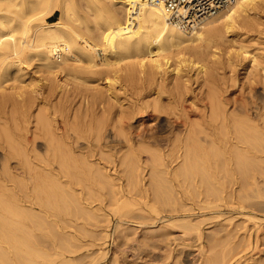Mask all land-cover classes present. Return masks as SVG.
<instances>
[{"label": "bare ground", "instance_id": "1", "mask_svg": "<svg viewBox=\"0 0 264 264\" xmlns=\"http://www.w3.org/2000/svg\"><path fill=\"white\" fill-rule=\"evenodd\" d=\"M70 1L69 0L68 1L67 0H0V148L2 147L3 150L5 149V154H4L5 156H4V158L2 157L5 161H3V162H6L7 164H9L13 160H18L21 171H23V173H24L23 174L24 178H22L23 183L20 182V179L17 180L15 178L8 177V175H7L8 178H5V176L3 177V175H2V178L0 177V264H33L34 260H33V262H31L32 257H34V256L37 257V255H39L42 252V251H40L42 249H40V248L38 249L35 247V245H37L36 243L37 242L38 243L40 242L39 244L44 243L42 241H44V236H46V235L48 237L49 236L55 237L54 233L56 230H54L50 227L51 225L59 226V223L56 219H51V216H52L51 211H54V209L56 210V213L58 211L59 214L61 212H64L62 214V216L64 215L63 217H65V213L69 212L70 210L72 211V209L73 210L75 209V211L79 212V214H80V212L87 211V207H84L86 209H83V211H81L82 209H80V207L82 205L86 206V204L84 202H87L88 200L86 198L87 201L84 200V202H83L82 199H84V198H81V196H84V195L79 196L78 194L80 192H77V189H76V183H78V178L76 177L77 175L75 174V172L77 173L78 167H79L78 169H81L80 165H78V164L82 163V161H81L82 159L80 160L81 161L80 162L79 159H76V158L74 159V157H70V156L66 155L64 153L62 147H61L63 145V143L61 145H57V146L55 144V142L57 140V139L55 140V138H57L58 136L54 137V138H50L51 136L48 135L49 133L50 134L52 133V135H53V131L50 132V129L53 128L51 122H54V120L56 121V119L51 121V119H49L47 114H46V113H48V115H49V112L47 111V109L45 110L47 112H45V113H44V111L42 112L41 111L42 107H39V108H41L39 110V111H41V113H38L35 116H33V118L36 117L35 120H36V124H37L36 127L34 126V128L38 129L37 131H39V132L41 131V134L44 135L43 137L47 136L49 138V141L47 143L48 145L45 146V149H46V151L44 153V157L46 160L45 163H43L44 161H42V163H41L40 162L41 160L39 161L40 163H38V158L35 155V157L37 158L38 164L37 163L34 164L33 162H31L29 160V158H28L29 156L26 154V151L23 147L24 144L22 145V141H24L25 139L21 141V137L18 136L19 135L18 131L15 130L16 125L19 124L16 122L18 119L17 120L15 119V118H17V116H16L17 113H15L17 111L16 109H18V112H20L19 110H21L22 113H24V112L27 113L29 108L32 106V104H31L33 102L32 97H34L35 95H38L37 93H40L42 90L46 91L48 95L53 94L54 92H56L58 90H61V92H59L61 98L66 96L67 99L71 98V97L75 99V97L76 96L78 97L79 94L77 93L78 90L76 88L74 89V92L72 94L70 93V89L72 88V90H73V88H74L73 86L71 87L70 84L68 83V81L69 80L71 81V79L75 80L74 82L75 83L77 82V84H79V86L82 88H83L82 84H85L86 86L87 85L89 86L91 84L90 86H92L93 84L96 83V86H97V82H99L100 80H103V82L105 81L108 83L107 87H105L106 91L104 90L105 93L109 94L112 98L117 99L118 94H116L117 88L115 87V85L119 84L120 83L119 81L122 80L121 79L122 76H120L119 73L124 72L126 78H128V79H133L134 77H140V78H143L145 81H148V82H159L160 79H162L163 81H165V80L167 81L170 78L173 81L175 79L176 81L180 82L181 79L185 78L187 70L188 71L194 70L196 76H199L201 74H204V76H207V73H206L207 68H205L206 64H205V66L199 65L198 62L192 60V58H191L192 54L196 55V53L202 51L203 49H213V48L217 49L216 45H217L218 41L220 39L221 40L225 39V38L228 39L227 37L229 35H231L232 41L236 42V39L241 36V30H243L246 26H248L252 23L250 20H248V18L250 15H257V13H258L257 10L261 6V2L263 0H233V2L227 8L222 10L218 15L206 20L202 24V26L198 30L194 31L193 33L184 32V31L180 30L178 27L170 24L165 18L163 8H162V4L156 3L155 0H87L90 11L94 12V19H91L92 21L91 20L88 21L87 18L79 16L80 14H77L76 10L73 8ZM107 1L110 2L109 5L107 4L108 3ZM67 2H69L71 6L69 4L67 5ZM56 3L62 5L64 18H66L68 22H69V20H72V22L74 23V21H79L80 18H84L83 21H85V20L87 21V22L85 21L87 25L84 23L86 26L85 28L87 30L86 33L88 32L91 34L93 32H97V35H94V37L96 36L95 37L96 39H91L89 37L90 34L88 35V33H87L88 37L85 36L84 34L83 35L80 34L79 32H77V30L71 24L67 23L66 21L57 22L55 24L49 23L48 19L50 18V16H47V14L50 11V9H52L51 8L52 5L56 4ZM118 4H121V6L124 7V9H125L124 10L125 16L123 18H121L116 13V10L114 9V7ZM58 8H59V6H58ZM80 20H82V19H80ZM78 23H80V21ZM82 33H83V31H82ZM91 37H92V35H91ZM94 37H92V38H94ZM81 41L83 42V45L80 43ZM172 48L178 49L176 55L171 54ZM236 50H237V48H236ZM98 51H101L103 53V57L102 56H101V58L99 57ZM236 55L238 57H241V59L242 58H244V59H247V58L250 59L251 58L250 61L253 65L255 63H257V59H256L257 57L255 55L251 54L250 51L248 49H246V47L243 44L240 45V49L237 51ZM212 56L214 58H216L218 56V54H216L214 52ZM173 58H176V60H174ZM217 58H219V56ZM216 60H218V59H216ZM33 63L36 64L38 71L41 73V76H39L37 78L31 76L32 74L31 75L29 74L30 71L28 72L30 66ZM203 64H204V62H203ZM98 69L99 70L103 69V72L101 70L99 71ZM100 72L105 74L104 75L105 78H103L102 74H101L102 79L96 77V74H99ZM207 72H208V70H207ZM110 73H112L111 77L109 76ZM263 74H264V70H263ZM60 76H62L64 78V80L59 79ZM166 76H167V78H166ZM69 78H71V79H69ZM204 80L206 81V78ZM71 82H73V81H71ZM86 86H85V88H86ZM120 86H122V85H120ZM175 86H176V84H175ZM177 87H178V84H177ZM91 88H92V90H90V92L92 91L91 93L88 92L87 88L85 89V90H87L86 93L88 92L89 95L90 94L92 95V97H91V95L90 96L86 95V97H85V99L88 100V105L91 102L94 103V101L101 99L103 97V95L106 96V94H104V92L102 95V91H101L102 89L93 91V88H94L93 86L88 87V89H91ZM97 89H99V88H97ZM72 90H71V92H72ZM215 90L213 89L212 90L213 92L209 91V93L206 95V98H204V103L202 105V107H204V111H203L204 112V121H203V123L199 121L200 122V123L198 122L199 124H192L188 119L189 113L185 112V111L183 112V110H184V109H182L183 106H182V108H180V106H179L182 113H184L183 116L176 114L175 117H172L169 119H166V117L164 115H162L163 113L167 112L168 108H164L165 106L163 107L162 105H156V104H154V105L152 104L153 106L150 104L149 105H147V104L141 105V107L138 106L139 108L136 107L135 111L129 112L130 115L127 113V115H128L127 117L130 120L134 119L136 117V115L142 116L140 121H143V119L145 117L150 119L153 122V128H151V131L153 129H157L159 127L164 126V124H166V123H169V127L171 129L181 126V128L182 127L186 128V130L188 131V134L186 137L178 138L174 141V143L173 142L171 143V144H173V146L170 150V153H168L167 155L161 154V152H158V153L152 152L153 150L150 151V149H148V148H146L147 150H144V149L140 150L139 149L141 151L140 152L141 154L143 152H146V153L149 152L152 155V157L155 158V160H156L155 162H157L155 165H158L159 163H161V164L165 163L164 161L167 158L175 159V160H179V159L183 160L182 161L183 165L181 167L182 169L179 167L181 170H177V171H179V173L177 171H175L174 169H172L171 167H168V165L166 166L165 164H163V165L167 167L166 169H164L163 167H162L163 169H161L160 166H162V165L159 164L160 166L157 167V168L161 169V170L158 169L159 171L156 170L155 166H151L152 168L153 167L155 168V172L158 171L155 174L153 172L152 174L154 175L153 176L154 178L153 177H151V178H153V179H156V178L159 179L160 178V180L163 179V183H161L163 185L165 180H167V181L173 180L174 181V178H175L177 181V179L181 176L184 177V182H185L186 178L189 179V181H191V179L193 178L192 175H195V176H197V179H199V181L204 182V183L206 181V183H207V179H209V178L214 179L216 181H219L224 176L226 177L229 175V176L233 177L234 175H236L238 173L243 178L254 179L255 176L259 173L258 172V166H259L258 165V163H259L258 159L262 158V157L264 158V147L262 148V141L264 140V106H260V104L258 102V98L251 100V104H240L239 106L241 109L239 108V110H241L244 113L245 118L243 116H241L242 114H238L241 116L242 119H240L239 118L240 116H239L238 117L239 120L236 119V122L234 123V121H235V119L233 121L234 117L232 118V114L229 115L230 112H228L226 109V106L230 103V101H228L224 97L222 98V96L217 94L218 91H215ZM250 90H252V91L256 90V86H251ZM81 91H82V89H81ZM83 91H84V89H83ZM83 91H82V93H85V91L84 92ZM252 91H250V92H252ZM42 93L43 92H41V94ZM109 95H107V96H109ZM52 96L53 95H51V97ZM80 97H83V94ZM109 97H107L106 99H108ZM89 98L91 99V102H90ZM114 99H112V100H114ZM180 100H181V98H180ZM84 102H86V101L84 100ZM42 104L43 103H41V106H42ZM44 105H45V103H44ZM91 105H90V107H91ZM178 105H180V103ZM249 105H251V106L253 105L252 107H255L258 111L257 112L258 120L256 122H255V120L252 119L253 113L250 112L251 107ZM263 105H264V103H263ZM10 106H13L16 108L14 110L15 112L6 113L5 111L7 109L10 111ZM101 106H103V105H101ZM45 107H46V105H45ZM39 108H37V109H39ZM171 108H173V107H171ZM174 108H173L174 111H173V109H171V113H172V111H173V113H175V112L178 113L180 111L177 107H174ZM56 109H57V107H56ZM89 109L90 108H87V110H89ZM109 109H111L110 106H109ZM109 109H105V112L108 113ZM165 109H166V111H165ZM176 109H178L179 111L178 110L176 111ZM233 111H235V109ZM52 112H55V111H52ZM56 112H58V110H56ZM110 112H112V111L110 110ZM28 113H29V111H28ZM30 113H32V112H30ZM179 113H181V112H179ZM231 113H232V111H231ZM167 114H169V113H167ZM201 115H203V114H201ZM14 116H16V117H14ZM105 117L103 119H105ZM128 118H127V120H129ZM231 119H232V121L234 123V127L236 129L235 137L231 136V137H229V139H222L220 137L219 133H216V131L218 130L219 126L222 124L228 125L229 122L231 121ZM20 120L23 121L22 118ZM190 120H191V118H190ZM118 121L120 122V120H118ZM107 122L108 121H103V122H101L102 123L101 125H100V123H98L100 125L98 128L101 127L100 128L101 132L103 130L104 131L107 130L106 125H105ZM122 122L123 123L120 122V124L123 125L125 123V121H122ZM128 124L130 125L129 122H127V125ZM203 125H204V127H203ZM196 126H198L200 129ZM201 127H203L204 129ZM223 127H225V126H223ZM113 128H114V125H113ZM16 129L19 130L20 128L18 127ZM54 129H56V127ZM207 129L210 130V132H208ZM100 130L97 131V139H99V136L101 134ZM122 130L121 131L119 130V134H117V135L119 137L120 136L124 137V140L128 144L129 149L132 153H130V155H127V154L125 156L123 155L124 157H121L122 159L120 158L121 159L120 161L122 162V160H123L124 162H126L124 164L130 163L131 165H133L132 159L134 160L136 157L134 155H133L134 157L132 159H131V157H132V154H135L134 150H136L137 148H135V146H133V143H130V140H129L130 138L126 137L127 136L126 134L121 135V134H124L123 133L124 131L122 132ZM221 130H223V129H221ZM149 132H150V130L145 134L148 135ZM211 132H213V133L211 134ZM203 133H204L205 143L202 146V145H200V139H201L200 134H203ZM145 134H143V136ZM32 135H34V133ZM38 135H39V133H37V136ZM176 135H175V137H177ZM35 138L32 139V143H34L36 141ZM77 138H79V137H77ZM202 138H203V136H202ZM38 139H40V138L38 137ZM88 140H89V138H88ZM59 141H60V139H59ZM46 142H47V140H46ZM70 144H71V142H70ZM74 145H75V142H74ZM64 147H65V145H64ZM131 149H133V151ZM34 150H36V149L34 148ZM181 150L183 152L180 154ZM35 153H36V151H35ZM75 154L77 155V153H75ZM137 154H139V151L137 152ZM0 155H1V153H0ZM37 155H38V153H37ZM41 156H42V154H41ZM38 157L41 158L40 154ZM81 157L83 159L85 158L82 155H81ZM87 157H89V156H87ZM116 157H118V156H116ZM137 157L140 158L139 155ZM77 158H80V157H77ZM100 158H101V156H100ZM138 158H137V160H139ZM221 158L222 159L225 158L224 160H222L223 161L222 163H224V161L227 162L228 167H226V163H224V164L220 163ZM128 161H130V162L127 163ZM171 161H169V162H171ZM261 161L262 160H260V162ZM121 162H120V164L123 163V162L122 163ZM139 163H140V161H139ZM152 163L154 164L153 161H152ZM56 164L59 165V169H57L58 171H56V168H55ZM171 164H172V162L170 163L169 166H171ZM90 165H91V167H93L94 164L93 165L90 164ZM90 165H89V167H90ZM117 165H119V164H117ZM137 166H138V164L136 165V167ZM81 167H83V166H81ZM86 167H87V165H86ZM91 167H90V169L92 170L93 168H91ZM233 167H235V168H233ZM100 168H101V166H100ZM130 168H131V166H130ZM133 168L137 169L135 167H133ZM83 169H84V167H83ZM105 169H106V167L103 170L105 171ZM107 169H108V167H107ZM113 169H114L113 172H110L111 170L109 172L106 170V173H105L106 174L105 176L108 177L107 179H109L106 182L111 184L110 185L111 188L113 187V189H112L113 195L111 194L113 200H111V203L109 205H112V206H110V210H111V207H113L114 213L112 212V215L114 216V214H115L117 216V218H116L117 222H116L115 230L118 231L119 236L124 232L123 234L125 237H123V236H121V237L126 238L125 241L127 244H128V242H130V240L133 241V236L136 234V231L140 226L141 227L142 226L148 227V225H152V226L156 225L157 226L158 221L166 222L164 225H162V227H160L161 230L168 227V226L172 227V225H173L174 229L176 227H179V229H182V231L184 232L183 234H185V235L189 234V232H191V231L195 232V234L193 233L194 235H192L191 237L189 236V238L187 235L186 236L187 239H190V238L192 239L193 236L197 237L198 241H200L202 239V236H204V235L202 232L201 225H203V223H205V221L206 222L210 221V219L206 218V216L209 215L210 213H213V212L216 213V211H213V209H215L216 206L218 208V204H216V202H218V201L214 200L215 201L214 202L213 201L214 198L213 199L210 198V197L216 198V195L213 196V195H211V193H209L211 191L210 189L212 186L208 187L210 191L208 190L209 192L207 193V194H210L211 196L205 194V192H207V189L204 186V189L206 191L204 190V192H203L205 195V199L203 200V198H202V204L204 202V210L203 211H204V217L206 218L205 221L203 220V218L200 221L198 219H194V218H193L194 219L193 220L192 219L193 214L178 215L179 217L182 216L179 220H175L174 216H160L158 218H155V217L153 218L152 216H150V214H152L153 213L152 211H154L153 214H155V216H156V213H157L155 210L156 206L154 207V205L150 204L151 201L149 202L147 199L139 200L142 198L138 197L139 198L138 199L134 194H132L134 192L133 191L134 187L130 188V190L133 189L132 190L133 192H131L128 188L130 185H128V187H126V185H125L126 183L129 184L130 182L124 183L125 178H123V176L120 174L121 171L120 172L117 171V169H115V167H113ZM87 170H89V169H87ZM101 170H102V168H101ZM138 170H139V168H138ZM138 170H136V171H138ZM171 170L175 171V172H172ZM131 171H133V170H131ZM10 172H11V170H10ZM15 172H17V170H15ZM79 172H80V170H79ZM86 173H89V172H86ZM103 173L104 172H102L101 174L104 175ZM137 173H139V171ZM202 173H204V175L202 176L204 179H202V177H201V179L199 178L200 177L199 175H202ZM1 174H3V172ZM137 175L138 174H136V176ZM16 176H17V174H16ZM175 176H177V177H175ZM189 176H191L192 178ZM241 176H240V178H241ZM75 178H77V181H75ZM97 178H98V181L101 179V178L99 179V176ZM236 178H237V176H236ZM137 179H136V184H138V182L141 181V179H139V181H137ZM153 179H152L151 184L155 185V183H153V182H156L157 179H156V181H153ZM238 179H239V177H238ZM242 179L240 181L241 183H242ZM91 181L93 182V179H91ZM102 181H104V182H102ZM126 181H127V179H126ZM128 181H129V179H128ZM216 181H215V183H216ZM244 181L248 183L247 179H244ZM244 181H243L244 185H247V187H248L250 184L249 183L245 184ZM101 182L106 183L105 179H101ZM158 182H156L157 186L160 185V184H158ZM170 182H167V183H170ZM182 182H183V179H182ZM184 182H183V184H184ZM102 183H101V185H102ZM141 183H142V181H141ZM194 183L196 184V182H194ZM236 183H237V181H236ZM253 183L254 182H252L251 185ZM170 184H172V183H170ZM237 184H239V183H237ZM79 185H80V182H79ZM81 185H82V183H81ZM162 185H160V186H162ZM167 185L169 186V184H167ZM202 185H203V183H202ZM224 185H223V187H224ZM251 185H250V190L252 191L253 188H255V186H253V188H252ZM102 186L104 189H105V187H107L105 185H102ZM164 186H166V185H164ZM168 186H167V189L170 188ZM179 186L182 187L183 185H179ZM18 187L25 188L27 190L28 195L26 194V192L25 193L23 192V189L19 190V192L20 191L23 192V195H21L20 193H22V192H20V193L18 192V190H17ZM145 187H147V186H145ZM239 187L241 188L240 185H239ZM149 188H151V187H149ZM177 188H178V186H177ZM200 188H201V186H200ZM231 188L229 187L227 189H231ZM258 188H259V186H258ZM159 189L162 190L161 187ZM164 189H166V187ZM139 190H140V188H139ZM223 190H225V188ZM238 190H239V188H238ZM29 191H31V192H29ZM143 191H141V192H143ZM154 191H158V190L154 188ZM162 191H165V190H162ZM216 191L217 190L215 189V193L218 194V197H219L218 192H221V193L223 192L222 190L219 191V189H218V192H216ZM226 191H225V193H226ZM237 191H236V189L234 190V188H233L231 195L230 194L229 195L233 198H236V197L241 198V200H243L242 198H245V199L247 198L248 200L250 198H252V200H254V198L252 196L253 194L250 193L251 191L247 192V190L243 186L240 189V191H238V193H237ZM254 191H257V190L255 189ZM254 191H253V193L257 194ZM145 192H146V196H149L148 194L151 191L149 192L147 189H145ZM147 192H148V194H147ZM165 192H164V194H165ZM211 192H214V190L212 189ZM260 192H261V190L259 191V193ZM159 193L161 195L160 191H159ZM221 193H220V197H221ZM24 194H25V196H24ZM154 195H157V193H154ZM154 195H152V196L154 197ZM183 195H184V192H183ZM260 195H261V193H260ZM176 196H178L177 193H176ZM261 196H263V199H264V195H261ZM202 197H204V196L202 195ZM227 197H229V196H227ZM254 197H255V195H254ZM256 197L255 198L258 199L257 195H256ZM144 198H146L145 195H144ZM182 198H183V196H182ZM220 199H222V197ZM225 200H227V198ZM109 201H108V203H109ZM155 201H157V200L155 199ZM164 201H166V200L164 199ZM237 201L239 202V199ZM245 201H246L245 203H247L245 207H247V205L250 202L248 201L249 202L248 203L247 200H245ZM170 202L172 203V201H169V203ZM173 203H174V201H173ZM260 203L264 205L263 202H259V206H260ZM87 204H89V203H87ZM91 204H93L92 201H91ZM160 204H163V203L161 202ZM167 204H168V202H167ZM231 204H228V205H231ZM238 204H240V203H238ZM256 204H257V202H256ZM171 205L169 204V206H171ZM183 206L184 205H182V207ZM223 206H224V203H223ZM168 207H167V209H168ZM249 207L257 209L256 208L257 206L254 205L253 203ZM192 208L193 207H191V206H190V209L188 208L190 210V212H191ZM198 208H200V207H198ZM239 208H240V205H239ZM163 209H162V211H163ZM202 209H203V207L200 208V211H202ZM255 209H254V211H256ZM107 210H109V209H107ZM174 210L175 209H173V211ZM179 210H181V209H178V211ZM185 210H186V206H185ZM185 210H184V208L182 209L183 212H185ZM88 211H90V210H88ZM251 211H253V210L251 209ZM260 211H261V208H260ZM84 212H83V214H84ZM108 212H110V211H108ZM262 213H264V212H262ZM70 214L72 216V213H70ZM70 214L67 213L68 216H70ZM74 214H76V213H74ZM83 214H81V216H83ZM85 214H87V213H85ZM157 214H159V213H157ZM161 214H164V212H162ZM176 214H178V213L176 212ZM76 216L73 215L71 218L74 217V219H75ZM104 217H107V216H104ZM214 218H216V217H214ZM89 219L91 221V217ZM93 220H95V219H93ZM105 220H108L107 224L112 223V220L110 218L105 219ZM195 220L196 221L198 220V221L196 222ZM59 221H60V219H59ZM66 222H67V220H66ZM66 222H64V223H66ZM177 223H179V224H177ZM233 225H234V223H233ZM42 226L46 227L47 229L49 228V231L47 230L48 231L47 232L46 229H44ZM135 226H137V227L135 228ZM40 227H42V228L40 229ZM132 227H134L135 229ZM151 227H150V229H151ZM38 229H40V231H38V232L42 233L41 230L44 229L42 231H46V233L43 232V234L38 235V234H36ZM51 229L54 230V232ZM170 229H168V230H170ZM171 230L173 232V229H171ZM171 230H170V232H171ZM176 230L178 231V229H176ZM130 231H132V232H130ZM177 231H175V232H177ZM229 231H231V230H229ZM119 232H122V233L120 234ZM165 232L167 233V231H165ZM56 233H60V232L56 231ZM159 233H161V235H163V234L166 235V233H163V231L159 232ZM60 234H58V235L60 236ZM196 234H197V236H196ZM58 235H56V236H58ZM155 235H157V234H155ZM155 235H153L152 237L154 238ZM165 235H163L165 237V238L163 237L165 239V241L161 240V241H158L157 243L155 242L157 240L154 241L153 238L151 240H153L154 242H147V241L143 242L144 241L143 240L142 242L139 243V245H138L139 248H135L138 250H136V251L133 250V252L135 251V253H136L138 251V255H141L142 257H143V255L145 256V255L150 254V256H151L152 254H154L155 256L152 255V257H151V259L153 261H154V259L158 258V256H156V254L161 252V255H160V253L158 254L160 256V259L159 258L158 259H159V261L161 260V262H156V263L157 264H171L174 261L173 257H174L175 250H177V249H175V248H177L176 247L177 245H183V247H184L183 249H185L186 246H191L190 244L195 243V242L189 243V241L187 239H185V237L183 240H179L181 236L177 237V238H179L178 241H180V242H177V241H175V239H172L170 237H168V238H170V240L172 239L174 241L171 240L170 242H166L167 239H166ZM190 235H191V233H190ZM61 236H62V234H61ZM61 236H60V238H61ZM66 236L68 238V235H66ZM69 236H72L71 240L74 239V241H75L78 239L74 236V234L73 235L70 234ZM103 237H105V234ZM171 237H172V235H171ZM64 238H66V237L64 236ZM67 238H66V240H67ZM116 238L118 241V236H116ZM123 238H120L121 240L119 239V241H121V243H122ZM159 238H161V237H159ZM159 238H157V239H159ZM182 238H183V236H182ZM46 240L47 239L45 238V241ZM66 240H65V243H66ZM94 240L97 241L98 239L94 238L93 241ZM197 240H195V241H197ZM217 240L218 239H215V241H217ZM61 241L63 244V240H61ZM61 241H59V242L61 243ZM135 241L136 240H134L133 244L135 243ZM68 242H70V241H68ZM190 242H193V241L191 240ZM219 242H221V238H220ZM225 242H227V241H225ZM71 243H73V242H70L69 245H71ZM250 243H251V241H250ZM256 243H258V242L256 241ZM256 243L254 242L253 244H256ZM122 244H120V245L122 246ZM133 244L131 243V247ZM73 245H74V243H73ZM126 245L124 243L125 247L128 246V245L127 246ZM159 245L166 246V249L164 248L165 250L162 251L161 246H159ZM224 245L225 244L223 243V246ZM235 245H240V244L235 243ZM241 245H243V244H241ZM39 246H42V245H39ZM97 246L98 245L96 244V247ZM203 246H204V244H203ZM216 246H217L216 250L218 251L219 250L218 247L222 246V244L218 243V244H216ZM216 246H215V248H216ZM229 246H230V244H229ZM243 246H245V245H243ZM254 246L255 245H253V247ZM37 247H38V245H37ZM158 247H159V250L161 249V251H157ZM69 248H68V250H70L69 253L71 254V248L70 249ZM101 248H100V250L97 251L98 257L96 259H98V260L99 259H106V258L109 259L111 256L109 255L110 257L108 258V251L106 252L105 250H102ZM129 248H130V246H129ZM129 248L127 247L126 249H129ZM149 248H151V249H149ZM200 248H202V247H200ZM215 248L213 246V249H215ZM238 248H240V247L238 246ZM98 249H99V247H98ZM233 249H235V248H233ZM255 249L256 248H254V250ZM258 249H257L256 253L258 252ZM130 250H132V248L129 249V251ZM181 250H182V248H181ZM212 250L210 253L214 252L213 254H215L216 250L215 251H212ZM259 250L261 251V249H259ZM235 251H236V249H235ZM77 252H80V250ZM127 252L128 251H126L125 254L130 253V252H128V253ZM133 252H131V253H133ZM222 252H223V249H222ZM253 252H255V251H253ZM72 253H73V251H72ZM183 253L181 252L182 256H184ZM201 253H203V252H201ZM210 253L208 250L209 256H210ZM217 253H216V256L220 257V254L217 255ZM219 253H221V252H219ZM227 253H225V254H227ZM256 253H255V255L257 256ZM122 254H124V251ZM229 254H228V256H229ZM238 254H239V252H238ZM238 254H234L233 256H235V255L237 256ZM253 254L254 253H252V255ZM57 255L55 256L56 258H57ZM186 255H187V253H186ZM41 256H42V254H41ZM60 256H61V254H60ZM141 256H139V257H141ZM248 256L250 257V255H247V257ZM132 257L134 258V255ZM147 257H149V255ZM147 257H146V259H147ZM200 257H202L200 260L201 264H220L219 262H221V264L222 263L227 264V260L229 259L227 256H225V258L227 260L223 259V262H222V259H221V261L215 260V258H213L214 255H212L208 258H205V259H204L205 256L203 257V255H201ZM221 257L223 258V256H221ZM111 258H112L111 260L116 259L115 261H117V259H118V258H116V256H114V257L112 256ZM133 258L132 259L129 257H126V259L124 258L126 261V263L125 262L124 263L125 264H136V262L134 263ZM255 258H253L254 260H251V261H256ZM141 259L142 258H140L139 260L141 261ZM146 259L145 260L143 259L145 261V263H146ZM218 259H220V258H218ZM245 259H247V258H245ZM257 259H259V258H257ZM55 260H58V259H55ZM225 260H226V263H225ZM240 260H241V258H240ZM61 261L63 262L64 260H61ZM175 261L173 262V264H177L179 259H175ZM216 261H218V262L216 263ZM231 261L232 260H230V263H231ZM142 262H140V263L142 264ZM150 262H151V260H150ZM237 262L239 264V261H237ZM58 263L62 264L61 262H58ZM110 263H112V262H110ZM116 264H117V262H116Z\"/></svg>", "mask_w": 264, "mask_h": 264}, {"label": "rangeland", "instance_id": "2", "mask_svg": "<svg viewBox=\"0 0 264 264\" xmlns=\"http://www.w3.org/2000/svg\"><path fill=\"white\" fill-rule=\"evenodd\" d=\"M107 2L106 3L109 5L110 2L109 1H107ZM70 3L72 4L73 8L76 10L77 14H80L79 16L87 18L88 21H90L91 19H94V12L90 11L87 0H71ZM70 3L67 2V5L68 4L70 5ZM58 6H59V8H58ZM115 7H114V9L116 10V13L121 18H123L125 16L124 7H122L121 4H118ZM51 8L52 9H50V11L47 14V16H50V18L48 19L49 23H51V24L54 23L55 24L57 22L66 21L67 23L71 24L77 30V32H79L82 35L84 34L85 36L88 37V35L90 33L87 32L88 35L86 33L87 30L85 28L86 27L85 24H86L87 21L86 20H85L86 22L83 21L84 18H80L82 20L79 19L81 24L78 23L79 21H74L73 20L74 23H75L74 24L72 22V20H69V22H68L67 19L64 18L62 5L56 3V4H53ZM257 12H258L257 15H250L249 16L248 20H250L252 23L250 25L246 26L243 30H241V36L236 39V42H233L231 35H229L227 37L228 39L225 38V39H222V40L220 39L218 41L219 44L217 43V45H216L217 49L216 48L203 49L202 51L196 53V55L192 54V57H191L192 60L198 62L199 65L205 66V64H206L205 68H207V70H208V72H207V70L205 69L206 73H207V76H204V74L196 76L194 70L193 71H190V70L188 71L187 70L185 78H183L181 80L179 79L180 82L176 81L175 79L173 81L171 78L169 80H167V81L166 80L163 81L162 79H160L159 82H148V81H145L143 78H140V77H134L133 79H128V78H126L125 73L123 72V73H119L120 76H122V78H121L122 80L119 81L120 83L118 82L119 84L115 85V87L117 88L116 89L117 90L116 94H118L117 95L118 96L117 99H114L109 94L105 93V91H106L105 87H107L108 83L105 82V81L103 82V80H100L99 82H97V86H96V83L92 85L94 87L93 91L102 89L101 90L102 91V95H103V92H104V94H106V96L109 95L110 97L107 96L109 98L106 99L107 97L105 95H103V97L101 99H98L97 101H94V103L91 102V99L89 98V100L91 102V103H89V105H88V100L85 99V97H86V95L87 96L91 95V94L89 95V93L92 92V91L90 92V90H92V88L88 89V87H92V86H90L91 84L89 86L87 85L88 87L85 84H82L83 85V88H82V87L79 86V84H77V82L76 83L74 82L75 80L69 78L73 82H71L68 79L69 80L68 83L70 84L71 87L72 86L74 87L73 90H72V88L69 86L71 88L70 89V93L72 94L74 92V89L76 88L78 90L77 93L79 94V95L77 94L78 95V97L76 96L77 98L75 97V99H74V98L71 97V98H68L69 100L66 98V96H64L65 98L64 97L61 98L60 93H59V92H61V90H58V91H56L57 93L54 92L53 94H50V95H48L46 91L42 90L41 92H43L44 94L43 93L41 94V92H40V93H37L38 95H35V94H34L35 96L33 95L35 98L32 97L33 98V102L31 103L32 106L28 110L29 113H28V111H27V113L26 112L22 113L21 110H19L20 112H18V109H16L13 106H10V111L8 109L5 111L6 113H13V112H15L14 111L15 109L17 110L15 112V113H17L16 114L17 118H15V119L16 120L18 119L16 122L19 123L20 125L16 123L17 125L15 124L16 125L15 130L18 131L19 135L18 134L17 135L21 137V141L25 139L24 141H22V145L24 144L23 147H24V149L26 151V154L29 156L28 158H29V160L31 162L36 164L37 163V158H38V163H40V162L42 163V161H44L43 163H45V161H46L45 157H44V153L46 151L45 146L48 145L47 143L49 141V138L47 136L43 137L44 135L41 134V131L39 132V131H37L38 129L34 128V126L36 127L37 124H36V120H35L36 117L33 118V116H35L38 113H41V111L42 112L44 111V113L48 111L49 115H48V113H46L48 118L51 119V121L56 119V121L54 120V122H51L53 130L50 129V132L53 131V135H52V133L51 134L49 133L48 135L51 136L50 138H54V137L58 136L57 138H55V140L57 139L56 142L58 141L57 143L55 142L56 146L57 145H61L63 143V145L61 147H62L64 153L66 155L70 156V157H74V159L75 158L79 159V161L82 159L81 161L84 164V165L82 163L78 164V165H80L81 169H78L79 168L78 167L77 168V170H78L77 173L75 172V174L77 175V176L76 175L75 176L78 178V183H76V189H77V192H80L79 194L77 192L76 193L79 196L84 195V196H81V198H84V199H82L83 202H84V200H86V198L89 201L88 202L86 200L87 202H84L86 204V206L82 205L80 207V209H82L81 211H83V209H86L84 207H87V211H85V212L83 211L84 214H83V212H80V214H79V212H76L75 209L74 210L72 209V211L70 210L71 212L70 211L67 212L69 214L72 213V216L73 215H75V216L77 215L75 217L76 220L74 219V217L71 218L72 217L71 214H70V216H71L70 217V216L67 215V213H65V217H63L64 215L62 216V214L64 212H61L59 214L58 211L56 213L55 209H54V211H51V215H52L51 219H56L58 221V223H59V226L51 225L50 227L52 229L56 230L57 232H60L63 237L61 236L60 233H56V231H55V233H54L55 237H50V236L48 237L46 235V236H44V241H42L44 243L39 244L40 242L39 243L37 242L36 244L38 245V247H37V245H35V247L38 248V249L39 248L42 249V250H40L42 252L41 253L39 252L40 254L37 255V257L36 256L32 257L31 262H33V260H34L33 264H57L58 262H61L62 264H84V263L85 264H116V262H117V264H125L126 263V261H125L126 257H129V258L132 259L133 255H134V258H133L134 259V263L136 262V264H138V263L141 264L140 262H142V261L144 262V263L142 262V264H155L156 262H161V260L159 261L160 256L158 255L159 253L161 255V252H159V253L156 252L157 253L156 256H158L159 259L156 258V259H154V261L151 259L152 255H154V254H152L151 256H150V254H148L150 258L147 257L148 255H145L147 257V259H148L147 260L144 255H143V257L141 255H138V251L135 253V251L138 250V249H135V248H139L138 245H139L140 242H142L143 240H144L143 242H146V241L147 242H154L155 240H157V241H155L156 243L158 241H161V240L165 241V239H164L165 237L163 236V235H165L163 233H166L165 231H167V233L165 235L166 239L167 240L169 239L168 241L166 240V242H170L172 239H175V241L180 242V241H178L179 238H177V237L181 236L179 240H183L184 237H185V239H187V237H186L187 235H188V238H189V236L191 237L192 235L195 234L194 231H191V232H189V234L185 235V234H183L184 232L182 231V229H179V227H176L174 229L173 225H172V227L168 226V227H166V228L161 230L160 227H162V225H164L166 222L158 221L157 222V226L156 225L155 226L148 225V227L147 226L146 227L142 226L143 228L140 226L137 229L136 234L133 236V241L130 240V242L132 244H133L134 240H136L135 243L133 244L134 246L132 245V247H131V243L130 242H128V244H127L126 241H125L126 238H123V237H125L124 234H123L124 232L123 233L119 232L120 234L122 233L119 236L118 235V231L115 230L116 222H117L116 221L117 216L115 214H114L115 217L112 215V212L114 213L113 207H111V210H110V206H112V205H109L111 203V200H113V198H112V195H113L112 194V189H113V187L111 188L110 187L111 184L106 182L109 179H107L108 177L105 176L106 175L105 173H106V170L108 172L110 170H111L110 172H113V170H114L113 167H115V169H117V171H119V172L121 171L120 174L123 176V178H125L124 179V183L130 182L129 184H127V183L125 184L126 187H128V185H130L128 187L129 190H130V188L134 187L133 188L134 190L132 189L134 192L132 190H130L131 192H133L132 194H134L137 198L138 197L142 198V199L138 198L139 200L147 199L149 202L151 201L150 204L154 205V207L156 206L155 210L159 214H157L155 212L156 213V216H155V214H153L154 211H152L153 213L150 214V216H152L153 218L154 217L158 218L160 216H174L175 220H179L182 216L179 217L178 215L193 214L192 219L193 218L194 219H198L199 221L202 220V218H203L204 221L206 220V218L210 219V221H208V222L205 221V223H203V225H201L202 232H203L204 236H202V239L200 241L197 240V237L193 236L192 239L190 238V239H187V240L189 241V243H194V242L195 243L194 244H190L191 246H186L185 247L186 250L183 249L184 248L183 245H177L176 246L177 248H175V249H177V250H175L173 258H174V261H175V259H179L177 264L180 261L181 262L179 264H201V261H200L201 258H202V257H200L201 255H203V257L205 256L204 259L214 255L213 258H215V260L221 261V259H222V262H223V259H226L225 256H227L229 258L228 260L226 259L227 260V264H238L237 261H239V264H243V263L247 264L248 262H249L248 264H250L251 262L252 263L254 262L255 264H263L264 263V213H262V212H264V205L260 203V206H259V202H263L264 203L263 196H261V195H264V158L262 157V158L258 159V162H259L258 163V165H259L258 166V172L259 173L255 176L254 179L243 178L238 173V174L234 175L233 177L229 176V175L226 176V177L224 176L222 179L219 180L220 182L209 178V179H207V183H208L207 184L206 181H205V183L201 182V181H199V179H197V176L192 175V177L194 179L191 176H189V177L192 178V179L190 178L191 181H189V179L186 178L185 182H184V177L181 176L182 178L179 177L177 179V181H176L175 178H174V181L173 180H168V181L165 180L166 182L164 181V184L162 185L161 183H163V179L160 180V178L158 179V178L155 177L157 179V181H156V179H153L154 175L152 173L153 172H154V174L157 173L159 171L158 169H160V168L161 169H163V168L166 169L167 165H168V167H171L175 171L181 170L182 169L181 167L183 165L182 164L183 160H181V159L175 160V159L167 158L164 161L165 163H163L166 166H164L161 163H159V164H161L162 166H160L159 164L155 165L157 163V162H155L156 161L155 158L152 157V155L149 152H147V153L143 152L141 154L140 150L141 149L147 150L146 148H148V149H150V151L153 150L152 152H157V153L161 152V154L167 155L168 153H170V150H171V148L173 146V144H171V143L172 142L174 143V141L176 139H178V138L186 137L187 134H188V131L186 130V128H183V127L181 128V126L171 129L169 127V123H166V124H164V126L159 127L157 129H153L151 131V128H153V122L150 119H148L147 117H145L143 119V121H140L141 118H142L141 115H136V117L134 119H132V120H130L127 117L128 116L127 113L130 115L129 112L135 111V108L138 107V106L141 107V105H146V104L147 105H149V104L150 105H152V104L154 105V104H156V105H162L163 107L165 106L164 108H168L167 112L163 113L162 115H164L166 117V119H169V118L175 117L176 114H179V115L183 116L184 113H182V111L180 110V108H182V106H183V108H182V109H184L183 112L185 111V112L189 113V114L187 113L188 114V119H189V121L192 124H199L200 122L203 123V121H204V112H203L204 111V107H202V105L204 103V98H206V95L209 93V91L213 92L212 91L213 89L214 90L216 89L215 91H218L217 94L222 96V98L224 97L228 101H230V103L226 106V109H227L228 112H230V114L229 113L228 114L229 115L232 114V118L234 117L233 118V121L235 119L234 123L236 122V119L239 120V118L242 119L241 116H243V117L245 116L244 113L241 110H239V108H240L239 105L240 104H251V100H254L255 98H258V102H259L260 106H264L263 105V103H264V74H263V70H264V0L261 2V6L257 10ZM82 31H83V33H82ZM91 35H92V37H94V35H97V32H93L89 36L91 39H96L95 38L96 36L94 38H92ZM80 43L83 45L82 41ZM241 44H243L246 47V49H248L250 51L251 54H253V55H255L257 57L256 58L257 59V63H255L253 65L251 63V61H250L251 58L250 59H248V58L247 59H244V58L241 59V57H238L236 55L237 51L240 49V45ZM236 48H237V50H236ZM212 50L216 54H218L219 58H217L218 56L216 58H214L212 56L213 53H214ZM177 51H178L177 48H172L171 49V54L172 55H176ZM98 54H99L100 58H101V56L103 57V53L101 51H98ZM173 59L176 60V58H173ZM216 59H218V60H216ZM203 62H204V64H203ZM101 71L103 72V69ZM28 72H29L30 75L32 74L31 76L36 77V78L41 76V73L38 71V68H37L35 63H33L30 66ZM102 72H100L99 74H96V77L102 79V75H103V78H105V76H104L105 74H103ZM109 76L111 77L112 73H110ZM166 78H167V76H166ZM205 78H206V81L204 80ZM59 79L64 80V78L62 76H60ZM175 84H176V86H175ZM177 84H178V87H177ZM120 85H122V86H120ZM250 85L251 86H256V90H253V91L250 90L251 89ZM85 86H86V88H87L89 93L88 92L86 93L87 90H85L86 89ZM97 88H99V89H97ZM81 89H82V91L84 89L85 93H82ZM71 90H72V92H71ZM250 91H252V92H250ZM82 94H83V97H80V96H82ZM51 95H53V96L51 97ZM91 97H92V95H91ZM180 98H181V100H180ZM112 99H114V100H112ZM84 100L86 102H84ZM41 103H43L42 106H41ZM44 103H45L46 107H45ZM177 103L178 104L180 103V105H178ZM90 105H91V107H90ZM101 105H103V106H101ZM109 106H110L111 109H109ZM179 106H180V108H179ZM249 106L251 107L250 112L253 113L252 119L255 120V122H256L258 120V116H257V112L258 111H257V109L255 107H252L253 105L252 106L249 105ZM39 107H42L41 111H39L41 109ZM56 107H57V109H56ZM171 107H173V108L177 107L180 111L178 109H176V111L178 110L181 113H179V112L178 113H176V112L173 113L175 108L173 109ZM37 108H39V109H37ZM87 108H90V109L87 110ZM170 108L173 109L172 113H171V109ZM46 109H47V111H45ZM55 109L58 110V112H56ZM105 109H109L108 110L109 112L108 113L105 112ZM234 109H235V111H233ZM110 110L112 112H110ZM52 111H55L56 113L52 112ZM165 111H166V109H165ZM231 111H232V113H231ZM30 112H32V113H30ZM167 113H169V114H167ZM201 114H203V115H201ZM238 114H242V115L240 116ZM16 116H14V117H16ZM104 117H105V119H103ZM21 118L23 119L24 122L22 120H20ZM127 118L129 120H127ZM190 118H191L192 121L190 120ZM118 120H120L121 123H123L122 121H125V123L123 124L124 126L122 124H120V122ZM103 121H108L105 124L107 130L106 131L103 130L101 132V130H100L101 127L100 128H98V127L102 124L101 122H103ZM233 121L231 119V121L229 122L228 125H226V124L223 125L222 124V125L219 126L218 130L216 131V133H219V135H220V137L222 139H229V137H231V136L235 137L236 129L234 127ZM127 122H129L130 125L129 124L127 125ZM98 123H100V125ZM113 125H114V128H113ZM223 126H225V127H223ZM18 127L21 130L20 129L19 130L16 129ZM55 127H56V129H54ZM196 127H198V126H196ZM203 127H204V125H203ZM203 127H201V128H203ZM221 129H223V130H221ZM98 130H100V132H101V134L99 136V139H97V131ZM119 130L120 131L122 130V132L124 131L123 132L124 134H121L122 132L120 134L121 135H125L126 134L127 135L126 137L130 138L129 139L130 143H133V146H135V148L138 149V150L137 149L134 150L135 154H132L131 159L135 156L136 157L135 159L137 160V158H138L137 156L138 155H139L140 158H138L139 159V160H137L138 162L135 159L134 160L132 159V164L133 165H131L129 163L130 161L127 162L129 164H124L126 162H124L123 160H122L123 163L120 161L122 159L121 157H124L126 154L130 155V153H132V152L130 151L128 144L125 142L124 137L123 136L119 137L117 135V134H119ZM149 130H150L149 134L146 135L145 133H147ZM32 132L34 133V135H32L33 134ZM208 132H210V130H208ZM37 133H39L38 136H37ZM212 133L213 132H211V134ZM143 134H145V135L143 136ZM175 135L177 137H175ZM202 136H203V138H202ZM33 137L36 139V141L34 142L35 144L32 143V139H34ZM38 137L40 139H38ZM77 137H79V138H77ZM200 137H201L200 145L203 146V144L205 143V141H204V133L200 134ZM88 138H89V140H88ZM59 139H60L61 142L59 141ZM46 140H47V142H46ZM73 141L75 142V145H74ZM70 142H71V144H70ZM64 145H65V147H64ZM263 145H264V140L262 141V148L264 147ZM34 148L36 150H34ZM131 150L133 151V149H131ZM35 151H36V153H35ZM138 151H139V154H137ZM182 152L183 151L181 150L180 154ZM0 153H1V155H0V177L2 178V175H3V177L5 176V178L12 177V178H15L17 180L20 179V182L23 183L22 182V178H24L23 177L24 173H23V171H21V168L19 166L18 160H13L9 164H7L6 162H3V161H5L3 159L4 156H5L4 155L5 154V149L3 150L2 147H1L0 148ZM37 153H38V155H37ZM75 153H77L78 156ZM39 154H40L41 158L38 157ZM41 154H42V156H41ZM35 155H36L37 158L35 157ZM81 155L83 157H85V158L83 159L81 157ZM87 156H89V157H87ZM100 156H101V158H100ZM116 156H118V157H116ZM77 157H80V158H77ZM224 159L221 158L220 163H222L223 162L222 160H224ZM260 160H262V161L260 162ZM139 161H140V163H139ZM152 161L154 162V164L152 163ZM169 161L172 162L171 166H169L170 163H171ZM120 162L123 165L120 164ZM224 163H226V167H228L227 166L228 165L227 162L224 161ZM224 163H222V164H224ZM90 164H92V165L94 164L93 167H91ZM117 164H119V165H117ZM137 164H138V166L136 167ZM86 165H87L88 168L86 167ZM89 165L95 171L93 169L91 170ZM81 166H83L84 169ZM100 166H101L102 170L106 167L105 171L104 170L102 171ZM102 166L103 167L105 166V167L103 168ZM130 166H131V168H130ZM151 166H155L156 170H158V171L155 172V168L154 167L152 168ZM159 166H160V168H157ZM107 167H108L109 170L107 169ZM133 167H135L137 169H134ZM55 168H56V171H58L57 169H59V165L56 164ZM138 168H139V170H138ZM233 168H235V167H233ZM9 169L11 170V172H10ZM87 169H89V170H87ZM15 170H17V172H15ZM79 170H80V172H79ZM131 170H133V171H131ZM136 170H138L139 173H137L138 171H136ZM175 171H172V172H175ZM2 172H3V174H1ZM86 172H89V173H86ZM102 172H104L103 173L104 175L101 174ZM177 172L179 173V171H177ZM16 174H17V176H16ZM136 174H138L137 175L138 177L136 176ZM7 175H8V177H7ZM203 175H204V173H202V175H199L200 176L199 178L201 179V177ZM96 176L97 177L99 176V179L100 178L101 179H105L106 183H102L104 181L101 182V179L98 181V178ZM236 176H237V178H236ZM240 176H241V178H240ZM151 177H153V178H151ZM175 177H177V176H175ZM238 177H239V179H238ZM77 178H75V181H77ZM91 179H93V182L91 181ZM126 179H127V181H126ZM128 179H129V181H128ZM136 179H137V181H139V179H141L142 183H141V181H139L138 184H136ZM152 179H153V181H156V182L159 181L158 184H160L162 186H160V185L157 186L156 182H153V183H155V185H152L151 184ZM182 179H183V182H184L185 185L183 184ZM202 179H204V178L202 177ZM241 179H242V183L240 182ZM244 179H247V181H248V183L250 185H251L252 182H254L253 183L254 185L253 184L251 185L252 188H253V186H255V188H253L252 191L250 190V185L248 187H247V185H244V183H243ZM193 181L196 182V184ZM215 181H216V183H215ZM236 181L239 184H237ZM79 182H80V185H79ZM167 182H170L172 184L167 183ZM81 183H82V185H81ZM101 183H102V185H105L107 187H105V189H104L103 186L101 185ZM202 183H203V185H202ZM248 183L245 182V184H248ZM167 184H169V186ZM191 184L192 185L194 184V185L192 186ZM144 185L147 186L148 188L145 187ZM164 185H166V186H164ZM179 185H183V186L180 187ZM223 185H224V187H223ZM239 185L241 186V188L243 186L247 190V192L251 191L250 193L253 194L252 196H253L255 201L252 200V198H250L249 200L247 198L246 199L242 198L243 200H241V198H238V197H236V198L231 197L230 195L232 193L233 188H234V190L236 189V191L239 188L238 191H240L241 188L239 187ZM159 186L162 188V190H165L166 192L162 191L161 189H159L160 188ZM167 186L170 187V188L167 189ZM177 186H178L179 189L177 188ZM200 186H201L202 189L200 188ZM204 186L207 189V192H205V194H207L210 190L212 191V189H213L214 192L210 191L209 193H211V195H213V196L216 195L217 199L215 197H210V198H212V199L214 198L213 201L214 200L218 201V202H216V204H218V208L216 206V208L213 209V211H216V213H214V212L210 213L209 215L206 216V218L204 217V211H203L204 210V202L202 204V198H203V200L205 199V195L203 193L204 190H205ZM209 186L210 187L212 186L210 190L208 188ZM258 186H259V188H258ZM149 187H151V188H149ZM165 187H166V189H164ZM229 187L230 188L232 187V188L231 189H227ZM19 188L20 187H18V189H17L18 192H19V190L23 189V192L24 193L26 192V194L28 195L27 190L25 188H20V189ZM139 188H140V190H139ZM154 188L157 189L158 191H154ZM224 188H225V190H223ZM145 189H147L149 192L151 191L149 194L147 192V194L149 196H146ZM215 189L217 190L216 192H218V189H219V191L222 190L223 194L221 192H218L219 193V197H218V194L215 193ZM255 189L257 191H254ZM259 189L261 190V192H260L261 195L259 193V191H260ZM141 191H143L144 193L141 192ZM159 191L161 192L162 196L160 195ZM225 191H226V193H225ZM238 191H237V193H238ZM253 191L256 192L257 194H254ZM20 192H22V191H20ZM23 192L20 193V194L23 195ZM29 192H31V191H29ZM164 192H165V194H164ZM183 192H184V195H183ZM154 193H157V195H154ZM176 193H177L178 196H176ZM220 193H221L222 199H220L221 198L220 197ZM143 194L145 195L146 198H144ZM152 195H154V197ZM202 195L204 197H202ZM207 195H210V194H207ZM254 195H255V197L257 195L258 199H256L257 197L255 198ZM24 196H25V194H24ZM182 196H183V198H182ZM227 196H229L230 198L227 197ZM226 198H227V200H225ZM155 199L157 201H155ZM164 199L166 201H164ZM238 199H239V202L237 201ZM245 200H247V202L248 201L250 202V203L248 202L249 204L247 205V207H245L246 204H247V203H245L246 202ZM91 201L93 202V204H91ZM108 201H109V203H108ZM169 201H172V203L171 202L169 203ZM173 201H174V203H173ZM161 202L163 204H160ZM167 202H168V204H167ZM256 202H257V204H256ZM87 203H89V204H87ZM223 203H224V206H223ZM238 203H240V204H238ZM252 203L257 206L256 207L257 209L249 207ZM169 204L170 205L172 204V205L169 206ZM228 204H231V205H228ZM182 205H184V206L182 207ZM196 205L198 207H200V208L203 207L202 211H200V208H198ZM239 205H240V208H239ZM166 206L167 207L169 206L168 209H167ZM185 206H186V210L188 208L190 209V206L193 207L191 209V212H190L189 209H188L189 211L188 210L186 211L185 210ZM161 208L162 209L164 208L163 211H162ZM177 208L181 209V210L178 211ZM183 208H184L185 212L182 211ZM260 208H261V211H260ZM107 209H109V210H107ZM173 209H175V210L173 211ZM251 209L253 211H251ZM254 209L257 212L254 211ZM88 210H90V211H88ZM169 210L170 211L172 210L171 211L172 213ZM108 211H110V212H108ZM162 212H164V214H161ZM176 212L178 214H176ZM74 213H76V214H74ZM85 213H87V214H85ZM81 214H83V216H81ZM104 216H107V217H104ZM90 217H91V221L89 219ZM214 217H216V218H214ZM109 218L112 220V223L107 224L108 220H105V219H109ZM59 219H60V221H59ZM93 219H95V220H93ZM66 220H67V222H66ZM64 222H66V223H64ZM233 223H234V225H233ZM177 224H179V223H177ZM149 226L150 227L152 226L151 229H150ZM42 227L44 229H46V231L47 230L49 231V228L47 229L44 226H42ZM42 227H40V229ZM136 227L137 226H135V228ZM169 227L171 229H173V232H172V230ZM132 228H134V227H132ZM40 229H38L37 232L40 231ZM44 229H42V230H44ZM168 229H170L171 232ZM176 229H178L179 232ZM42 230H41L42 233H40V232L37 233L36 231L35 232L38 235L39 234H43V232L46 233V231H42ZM54 230H52V231L54 232ZM229 230H231V231H229ZM162 231H163V233H162L163 235H161V233H159V232H162ZM175 231H177V232H175ZM130 232H132V231H130ZM190 233H191V235H190ZM58 234H60L61 238H60V236ZM70 234H72V235L74 234V236L76 238H78L77 240H75L76 242L74 241V239L71 240L72 236H69ZM104 234H105V237H103ZM155 234H157L161 238H159ZM56 235H58V236H56ZM66 235H68V238H67ZM153 235H155L154 238L152 237ZM171 235H172V237H171ZM64 236L67 238V240H66V238H64ZM116 236H118V241H117ZM121 236H123V237H121ZM182 236H183V238H182ZM196 236H197V234H196ZM168 237H170L172 239L170 240V238H168ZM45 238L48 241L47 240L45 241ZM94 238L98 239V240L97 241L96 240L93 241ZM120 238H123L122 239V243L123 244L121 243V241H119ZM152 238H153L154 241L151 240ZM157 238H159V239H157ZM214 238L218 239V240L215 241ZM220 238H221V242H219ZM61 240H63V244H62ZM65 240H66V243H65ZM191 240L193 242H190ZM195 240H197V241H195ZM59 241H61V243ZM68 241L73 242L74 245H73V243H71V245H69L70 242H68ZM172 241H174V240H172ZM225 241H227V242H225ZM250 241H251V243H250ZM256 241L258 243H256ZM118 242L120 244H122L123 247ZM254 242L256 244H253ZM124 243H125V245L126 244L128 245V246L126 245L128 248L130 246L129 249L132 248V250L129 251V249H126L127 247L124 246ZM218 243H221L222 246H220L221 248L218 247L219 250L217 251L216 249H217L218 245L216 246V244H218ZM223 243L225 244L224 246H223ZM235 243L236 244L238 243L240 245H235ZM96 244L98 245L97 247H96ZM203 244H204V246H203ZM229 244H230V246H229ZM241 244H243L245 246H243ZM39 245H42V246H39ZM212 245L214 246V248L216 246V248L213 249ZM253 245H255V246L253 247ZM159 246H161V245H159ZM238 246L240 248H238ZM69 247L71 248V254L69 253L70 250H68ZM98 247H99V249H98ZM200 247H202V248H200ZM100 248L102 250H105L106 252L108 251V258L110 256L111 257L112 256L113 257L116 256V258H118L117 261H115L116 259L111 260L112 259L111 257L109 259H107V258L106 259H99V260L96 259L98 257L97 256V254H98L97 251L100 250ZM164 248L166 249V246L162 245L161 246L162 251L165 250ZM181 248H182V250H181ZM233 248H235L236 251ZM254 248H256V249L254 250ZM258 248L261 249V251L262 250L263 251L261 252ZM149 249H151V248H149ZM161 249L159 250V247H158L157 251H161ZM222 249H223V252H222ZM257 249H258V252L256 253ZM79 250H80V252H77ZM122 250L124 251V254H125L126 251H128L130 253L127 252L128 254L124 255V254H122L123 253ZM133 250H135V251L133 252ZM208 250H209V253L211 252V250L212 251L216 250V252H215V254H213L214 252L210 253V256H209L208 255ZM72 251H73V253H72ZM200 251L203 252L204 254L201 253ZM253 251H255V252H253ZM131 252H133V253H131ZM181 252L182 253L184 252L183 253L184 256H182ZM219 252H221V253H219ZM224 252L225 253L228 252V253L225 254ZM238 252H239V254H238ZM186 253H187V255H186ZM216 253H217V255L220 254V257L216 256ZM229 253L231 255L233 253L234 254H238V255L237 256L236 255L233 256L234 255L233 254L231 256ZM252 253H254L253 254L254 256L252 255ZM255 253L257 254L258 257L255 255ZM41 254H42V256H41ZM60 254H61V256H60ZM228 254H229L230 257L228 256ZM56 255H57V258L55 257ZM247 255H250L251 258L249 256L247 257ZM139 256H141V257H139ZM221 256H223V258ZM140 258H142L141 261L139 260ZM218 258H220V259H218ZM240 258H241V260H240ZM245 258H247V259H245ZM253 258H255L256 261H251V260H254ZM257 258H259V259H257ZM55 259H58V260H55ZM143 259L144 260L146 259V263H145V261ZM61 260H64V261L62 262ZM150 260H151V262H150ZM226 260H225V263H226ZM230 260H232L231 263H230ZM218 261H216V263ZM110 262H112V263H110ZM173 262L171 264H173ZM219 263L221 264V262H219ZM58 264H60V263H58Z\"/></svg>", "mask_w": 264, "mask_h": 264}, {"label": "built area", "instance_id": "3", "mask_svg": "<svg viewBox=\"0 0 264 264\" xmlns=\"http://www.w3.org/2000/svg\"><path fill=\"white\" fill-rule=\"evenodd\" d=\"M161 3L166 20L180 30L193 33L218 15L233 0H155Z\"/></svg>", "mask_w": 264, "mask_h": 264}]
</instances>
